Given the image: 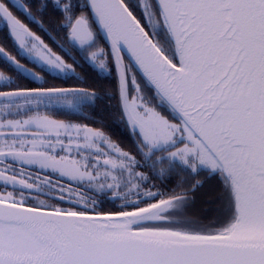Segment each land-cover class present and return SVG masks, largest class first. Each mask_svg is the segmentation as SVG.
I'll use <instances>...</instances> for the list:
<instances>
[{
	"label": "snow or ice",
	"instance_id": "obj_1",
	"mask_svg": "<svg viewBox=\"0 0 264 264\" xmlns=\"http://www.w3.org/2000/svg\"><path fill=\"white\" fill-rule=\"evenodd\" d=\"M55 2L71 63L0 0L33 67L0 56L40 82L0 71V264H264V0ZM81 62L112 77L127 147L102 119L57 118L100 99Z\"/></svg>",
	"mask_w": 264,
	"mask_h": 264
},
{
	"label": "trees",
	"instance_id": "obj_2",
	"mask_svg": "<svg viewBox=\"0 0 264 264\" xmlns=\"http://www.w3.org/2000/svg\"><path fill=\"white\" fill-rule=\"evenodd\" d=\"M41 14L39 15V17ZM42 17V16H41ZM48 21V17H47ZM51 22V21H49ZM5 38V37H4ZM68 59V58H66ZM4 68V72L7 75H12L16 78V83L25 87H35L38 86L40 82H31L30 80L23 77L21 74L15 72L14 68L11 67L7 62L0 58V69ZM7 70V71H6ZM77 73L84 77L87 80L89 86L94 87L96 91L100 94V99L97 100L94 111L92 109H85L84 115L68 116L61 117V119H80L82 122H88L83 119L86 116H92L95 119H102L103 124L106 126L105 131L116 140L117 142L122 143L125 147L129 145L128 139V130L125 125L116 119L115 106L117 104V99L109 97L114 95V82L111 76L102 77L99 80L89 71L88 66L82 63V67L77 68ZM69 84L77 83L74 79H69L67 77H57L52 75L47 78V84L44 86H63L62 81L66 80ZM206 192L202 195V192ZM217 192L215 190V182H211L206 185L203 189L198 190L193 199L196 201L194 207L190 209L191 214L199 216L204 215L205 210L210 206L209 201L213 200ZM110 205L105 207L109 208Z\"/></svg>",
	"mask_w": 264,
	"mask_h": 264
},
{
	"label": "flooded vegetation",
	"instance_id": "obj_3",
	"mask_svg": "<svg viewBox=\"0 0 264 264\" xmlns=\"http://www.w3.org/2000/svg\"><path fill=\"white\" fill-rule=\"evenodd\" d=\"M20 3L29 7V10L35 16L36 20L39 21L42 19L44 21L45 30L41 31L38 25L36 23H33L30 18L27 17L26 13L16 8L15 6H12L11 10L13 11L14 15H16L22 23L28 26L31 31L41 36V38L44 39L45 43H47L53 49V51H55L59 55L65 56V59L68 58L65 53L72 52V48L68 44V42L63 39L64 32L62 30H59L58 28V24L61 18L57 15L58 9L55 0H20ZM42 4H47V7L43 8V15L42 17H39L40 13L37 11V8ZM0 23V47H4L5 51L8 54L16 56L17 59H20L22 63H25L28 67L32 68L34 62L31 61V58H22L24 54L20 52L14 39L10 37L8 27L2 20H0ZM72 54L75 55L74 52ZM76 59L79 60V56H76ZM66 60L68 63H71V60ZM0 70L4 71V68L2 67V69ZM33 70L37 72L40 71L38 67L33 68ZM108 205L109 204L105 202L104 207H107Z\"/></svg>",
	"mask_w": 264,
	"mask_h": 264
},
{
	"label": "rangeland",
	"instance_id": "obj_4",
	"mask_svg": "<svg viewBox=\"0 0 264 264\" xmlns=\"http://www.w3.org/2000/svg\"><path fill=\"white\" fill-rule=\"evenodd\" d=\"M0 25H1V23H0ZM0 71H2V70H0ZM2 72H4V71H2ZM76 72H77V70H76ZM5 73V72H4ZM6 74V73H5ZM7 75V74H6ZM54 75H56V74H54ZM17 82V81H16ZM76 115H80V114H76ZM83 115H84V112H83ZM61 117H66V115H64V114H59L58 116H57V118H61ZM206 192L204 191V192H202V195H204Z\"/></svg>",
	"mask_w": 264,
	"mask_h": 264
},
{
	"label": "water",
	"instance_id": "obj_5",
	"mask_svg": "<svg viewBox=\"0 0 264 264\" xmlns=\"http://www.w3.org/2000/svg\"><path fill=\"white\" fill-rule=\"evenodd\" d=\"M5 62L8 63V61L3 57V56H0ZM9 64V63H8ZM10 65V64H9ZM14 68V66H12ZM22 75V74H21ZM23 76V75H22ZM27 79V78H26ZM29 80V79H28Z\"/></svg>",
	"mask_w": 264,
	"mask_h": 264
}]
</instances>
